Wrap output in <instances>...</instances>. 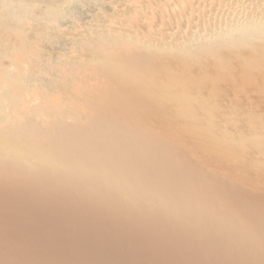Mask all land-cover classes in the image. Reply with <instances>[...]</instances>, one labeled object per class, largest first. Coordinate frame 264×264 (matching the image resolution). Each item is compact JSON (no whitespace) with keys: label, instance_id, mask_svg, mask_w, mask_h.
<instances>
[{"label":"bare ground","instance_id":"6f19581e","mask_svg":"<svg viewBox=\"0 0 264 264\" xmlns=\"http://www.w3.org/2000/svg\"><path fill=\"white\" fill-rule=\"evenodd\" d=\"M123 25L107 84L0 133V264H264V0Z\"/></svg>","mask_w":264,"mask_h":264},{"label":"rangeland","instance_id":"374dc122","mask_svg":"<svg viewBox=\"0 0 264 264\" xmlns=\"http://www.w3.org/2000/svg\"><path fill=\"white\" fill-rule=\"evenodd\" d=\"M134 3L0 0V133L18 132L20 118L36 114L43 103L79 102L107 84L109 78L97 71L102 54L125 43L102 27L124 26ZM5 161L0 159V192L8 182L5 167L11 166Z\"/></svg>","mask_w":264,"mask_h":264}]
</instances>
